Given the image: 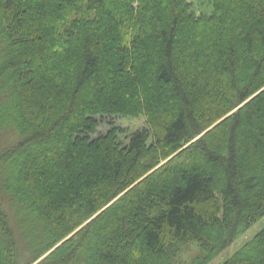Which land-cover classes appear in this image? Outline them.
I'll list each match as a JSON object with an SVG mask.
<instances>
[{"label":"trees","instance_id":"obj_1","mask_svg":"<svg viewBox=\"0 0 264 264\" xmlns=\"http://www.w3.org/2000/svg\"><path fill=\"white\" fill-rule=\"evenodd\" d=\"M209 2L0 0V264H208L264 216V0Z\"/></svg>","mask_w":264,"mask_h":264},{"label":"rangeland","instance_id":"obj_2","mask_svg":"<svg viewBox=\"0 0 264 264\" xmlns=\"http://www.w3.org/2000/svg\"><path fill=\"white\" fill-rule=\"evenodd\" d=\"M192 3L194 11L196 13H203L209 15L212 12V6L209 0H187ZM112 121L114 126L120 127L124 133L133 132L142 126H144V121L141 118H127L112 116L106 117L101 122L97 129L98 133H104L108 129L106 124L108 121ZM1 143V142H0ZM264 227V216L260 218L256 223H254L245 233L239 236L230 246H228L220 255L213 259L208 264H220L225 259L229 258L234 252H236L244 243H246L250 238H252L258 231ZM196 251L194 245L188 246L182 252V259L189 260L191 255ZM28 259V253L24 252L21 254L20 263L23 264Z\"/></svg>","mask_w":264,"mask_h":264}]
</instances>
